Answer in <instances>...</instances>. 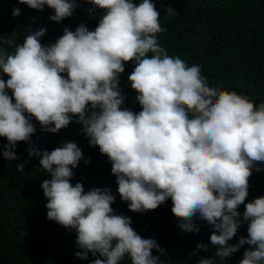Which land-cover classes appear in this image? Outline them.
<instances>
[{"label":"clouds","instance_id":"obj_1","mask_svg":"<svg viewBox=\"0 0 264 264\" xmlns=\"http://www.w3.org/2000/svg\"><path fill=\"white\" fill-rule=\"evenodd\" d=\"M18 2L38 11L53 9L50 19L58 23L77 7L76 0ZM87 2L105 10L94 31L84 24L75 31L65 28L45 46L40 38L46 29H29L12 53L0 50V73L8 77L0 78V137L8 142L0 155L18 159L16 144H31L36 132L33 118L41 130L55 134L78 117L90 145L111 162L129 211L155 210L170 198L184 231L198 232L197 218L213 227L216 257L225 259L247 244L239 264H264V196L245 203L252 171L264 164V102L257 105L247 95L210 85L200 65L170 56L158 43L157 34L166 29L153 0ZM165 12L177 14L170 6ZM12 14L18 16L19 9ZM126 62L135 64L128 81L137 93L138 113L122 107L118 85ZM33 155L51 176L41 184L47 218L76 232L78 257L98 254L90 264H121L125 256L131 264H163L152 254L164 253L157 241L142 238L131 218L111 207L116 196L110 188L85 192L82 183L73 186V169L83 158L75 142L51 151L29 148ZM16 169L24 171V163ZM241 217L248 236L229 244ZM197 264L214 260L205 257Z\"/></svg>","mask_w":264,"mask_h":264},{"label":"trees","instance_id":"obj_2","mask_svg":"<svg viewBox=\"0 0 264 264\" xmlns=\"http://www.w3.org/2000/svg\"><path fill=\"white\" fill-rule=\"evenodd\" d=\"M139 4L141 0H133ZM160 12V25L166 31L157 34L158 43L170 56H179L189 66L198 64L201 74L210 85H222L224 90L247 95L257 105L264 102V0H153ZM72 16L55 22L50 19L54 10L44 7L42 11L20 4L18 0H0V50L12 53L21 44L27 31L46 29L40 38L42 45L55 42L64 29L75 31L84 24L94 31L105 10L93 8L87 0H76ZM172 7L177 14L166 16L165 8ZM20 14L13 16V9ZM151 53H149V56ZM134 62H126L125 71L119 75V89L125 97L122 107L134 113L141 110L136 101L137 93L131 89L128 76ZM66 75V74H65ZM5 81L7 75L0 73ZM9 95L11 92L9 91ZM78 117L58 133L41 130L33 118L36 132L30 137L31 144L18 142L14 148L18 159L8 161L0 155V264H90L98 257L88 254L86 259L76 255L82 250L76 244V232L65 229L47 218V199L41 184L51 179L40 166V157H29V148L38 152L51 151L66 141H73L82 150L83 158L73 169V186L80 182L85 192L93 187L111 189L116 196L111 207L116 214L131 218V227L142 237L154 239L164 249L160 256L163 264H197L202 258H212L214 264H239L249 245L244 244L229 257L215 256L218 246L211 244L213 227L206 221L196 219L198 232H186L171 212L169 198L155 210L144 213L129 211L128 203L120 199L112 164L98 146H91L90 138L82 132ZM0 137V146L7 144ZM0 148V152H2ZM90 163L85 164V160ZM24 163V171L16 166ZM261 170L253 169L249 178L248 196L245 203L264 196V164ZM244 204L238 207L243 214ZM235 236L228 241L235 245L241 237H247V222L240 218ZM198 244L207 246V251L197 249ZM121 264H131L129 257Z\"/></svg>","mask_w":264,"mask_h":264}]
</instances>
